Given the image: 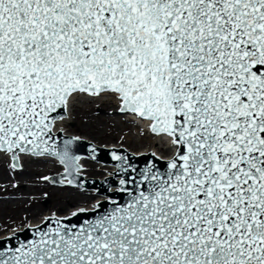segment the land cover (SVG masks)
Here are the masks:
<instances>
[{
	"label": "snow or ice",
	"instance_id": "1",
	"mask_svg": "<svg viewBox=\"0 0 264 264\" xmlns=\"http://www.w3.org/2000/svg\"><path fill=\"white\" fill-rule=\"evenodd\" d=\"M79 96L147 122L167 168L0 264H264V0H0V154L78 172L53 128Z\"/></svg>",
	"mask_w": 264,
	"mask_h": 264
},
{
	"label": "rangeland",
	"instance_id": "2",
	"mask_svg": "<svg viewBox=\"0 0 264 264\" xmlns=\"http://www.w3.org/2000/svg\"><path fill=\"white\" fill-rule=\"evenodd\" d=\"M72 117L73 119L65 128L64 133L75 137L88 134L91 138L90 142L97 146H101L104 141L113 137L114 143L123 145L126 148L127 139L134 132L135 124L132 121L131 114L121 113L116 102L77 101L73 107ZM112 134L114 135L111 136ZM140 139L143 144H147L145 133H141ZM127 148L129 151L133 150L132 145L127 146ZM162 154L166 155L167 153L162 152ZM84 160L88 162L89 170L80 171V173L85 174L86 179L106 180L104 174L109 172L110 169L117 170L114 166L97 164L89 158H84ZM56 161L58 163L55 165V168L61 171L58 173L52 170L51 165L44 164L41 161L28 160L19 162V169L12 167L13 161L5 159L3 162H0V175L5 178L4 180H7V182H0V195H12L16 193L18 196H24L18 207L0 206V210H5L7 213H16L15 220H12L7 227L0 231V235L18 229L25 223L26 217L31 212L45 210L64 216L68 209L73 208V204L67 203V199L72 198L73 194L71 192L89 194L95 191L84 188L56 186L50 181L43 179L46 176L51 177L64 172V167L58 160ZM24 187L28 190V193L25 195L23 194ZM83 204H86V202ZM25 228L27 227L25 226L19 231Z\"/></svg>",
	"mask_w": 264,
	"mask_h": 264
},
{
	"label": "water",
	"instance_id": "3",
	"mask_svg": "<svg viewBox=\"0 0 264 264\" xmlns=\"http://www.w3.org/2000/svg\"><path fill=\"white\" fill-rule=\"evenodd\" d=\"M60 114L63 117H66V110L62 111ZM55 138L57 145H59L61 148L64 147L65 141H71L67 147L70 150V153L78 158V166L80 170L81 166L79 162L81 158H89L97 164L102 163L104 165H111L116 167L117 170H112L111 172H114V177L106 179L105 181L100 179H86L85 174H81L79 172L80 170L78 172L73 170L72 176L69 177L68 169H66L65 165L62 164L58 158L52 156L62 164L65 170L59 175L51 176L50 178L55 181V183H51L56 186H68L74 188H84L86 190H96L97 194L106 196L109 199L98 203V206H96L94 210L80 211L68 218H48L38 227H28L22 231L11 234L7 238L0 239V250L20 247L21 245L30 243L33 239L37 238V229L44 228L47 230L48 224L55 219H60L66 224L75 225L77 227L86 225L88 221L96 219L98 216L110 212L115 204H123L127 201L129 194L127 192L119 191V189L131 188L132 184H122V180H127L129 182H131L133 178L139 180L141 173H147L152 170L153 167L159 169L160 171H164L167 168L168 160L156 157L150 152L145 155L136 156L134 153L128 151L125 148H105L102 146H97L87 140L64 135L61 131L55 133ZM117 156H119L120 159H116L115 157ZM15 163L19 164V161ZM17 168L19 169L20 167ZM72 178H74L72 184L63 181ZM113 187L118 189L115 192H111V188Z\"/></svg>",
	"mask_w": 264,
	"mask_h": 264
},
{
	"label": "bare ground",
	"instance_id": "4",
	"mask_svg": "<svg viewBox=\"0 0 264 264\" xmlns=\"http://www.w3.org/2000/svg\"><path fill=\"white\" fill-rule=\"evenodd\" d=\"M88 100L89 101L91 100V102H97V101L108 102V103L116 102L117 107H119L118 101L115 98H112L110 96H104L103 98H95V99L88 98L86 96H79L70 102L69 108L66 110V117H63V119H59L56 121L55 126H54V132L58 133L61 131L63 134L66 135V133H64V131H65V128L67 127V125L73 119L72 113H73V107H74L75 103L77 101L86 102ZM131 116H132V121L134 122L135 126H134L133 134L129 136V139H127V146H129V145L133 146V150H131L130 152L134 153L136 156L145 155V154L150 152L151 154L155 155L156 157H159V158H162L165 160H169L171 155H172V152H171V148H170V145L168 144L167 140L162 139L161 137L152 133L147 122L142 121L139 117H135L132 114H131ZM133 119H135V121ZM142 132L145 133V135H146L147 144H143L141 142L140 137H141ZM113 135L114 134H112L111 136H113ZM69 136H72V135H69ZM89 136L90 135H88V134L79 135V138L90 141L91 138ZM101 146L105 147V148H112V147L124 148L125 147L123 145H119L117 143H114L113 137H110L107 141H104L103 144H101ZM127 146H126V148H127ZM127 150H128V148H127ZM162 152H165L167 154L163 155ZM0 157H3V158H0V162H3L5 159L12 161L10 159V156H8V155L0 154ZM28 160H34L36 162L41 161L44 164L51 165L52 170L55 173L61 172L55 168V165H57L58 162L56 161V159H54L52 157H49V156L32 157V156H23L22 155V158L19 160V162H24V161H28ZM79 164L81 166L80 171L89 170V164H88V162H86V160H84V158L80 159ZM112 170H114V169H110L109 172L104 174L105 175L104 177L106 179L113 177L114 172H111ZM4 179L5 178H3L0 175V182H4V181L7 182V180H4ZM24 189L25 190H24L23 194L25 195L28 193V190L25 187H24ZM116 190L117 189L114 187L111 188V192H115ZM74 193H76V192H71V194H73L72 198L67 199V203L71 204V205L73 204V208L68 209L64 216H60L59 214H57L56 212H53V211H45V210L31 212L30 215L26 217L25 223L22 226H20L16 230L11 231L10 233L1 234L0 239H4V238L9 237L12 233L21 230V228H23L25 226L30 227V228L38 227L42 223H44L48 218H53V217L68 218V217L73 216L74 213L76 214V213L80 212L81 210L91 211V210H93V208H95L97 206L98 203L106 201L108 198L106 196H101V195L97 194V192H95V191L92 193H89V194H77V193L74 194ZM23 197L24 196H18L16 193L12 194V195H0V206L1 207H7V206L8 207H10V206L18 207L20 204V201L22 200ZM84 202H86V204H83ZM82 204L84 205V207ZM15 216H16V213H7L5 210H0V231H2L5 227H7L12 222V220H15Z\"/></svg>",
	"mask_w": 264,
	"mask_h": 264
}]
</instances>
